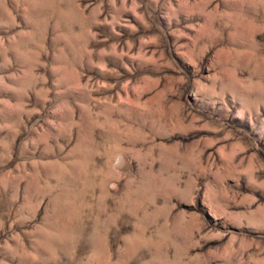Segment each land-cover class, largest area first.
<instances>
[{"label":"rangeland","instance_id":"obj_1","mask_svg":"<svg viewBox=\"0 0 264 264\" xmlns=\"http://www.w3.org/2000/svg\"><path fill=\"white\" fill-rule=\"evenodd\" d=\"M0 264H264V0H0Z\"/></svg>","mask_w":264,"mask_h":264}]
</instances>
